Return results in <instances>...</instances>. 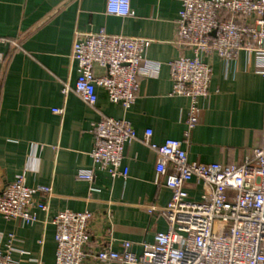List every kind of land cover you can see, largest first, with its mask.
<instances>
[{
	"label": "crops",
	"instance_id": "0c3cea01",
	"mask_svg": "<svg viewBox=\"0 0 264 264\" xmlns=\"http://www.w3.org/2000/svg\"><path fill=\"white\" fill-rule=\"evenodd\" d=\"M182 7L183 0H131L134 15L122 17L107 13V0H0V36L20 45H0L5 55L0 63V192L19 176L29 187L53 191L49 211H37L32 224L0 215V251L14 237L17 264H56L52 220L60 211L92 214L91 255L105 245L120 251L125 241L141 255L145 244L168 230L165 214L150 209L166 207L172 191L155 182L157 153L144 143V134L152 130V141L162 144L183 140L187 129L190 100L172 94L170 68L181 55L193 56L179 43ZM100 32L152 41L144 53L152 68L139 77L137 98L128 110L111 102L103 87L96 89L95 105L72 91L78 78L74 39ZM201 57L212 68L209 94L198 100L199 124L184 147L190 161L239 165L262 144L264 75L247 51L229 60L215 52ZM106 73L94 66L96 76ZM65 85L71 87L66 95ZM105 118L128 120L136 131L125 147L126 178L110 177L91 157L93 125ZM91 170L92 182L78 175ZM189 194L200 200L202 185L193 181ZM85 264L121 263L89 256Z\"/></svg>",
	"mask_w": 264,
	"mask_h": 264
},
{
	"label": "built area",
	"instance_id": "2783aa9c",
	"mask_svg": "<svg viewBox=\"0 0 264 264\" xmlns=\"http://www.w3.org/2000/svg\"><path fill=\"white\" fill-rule=\"evenodd\" d=\"M107 13L134 15L131 0H107ZM242 19L245 25L238 23ZM179 43L189 47L193 56L181 55L170 63L172 94L190 100L187 129L183 140L152 141L153 131L144 134V143L156 151V184L171 189L168 205L150 212H163L168 230L159 232L152 244H145L141 255L125 241L120 251L103 246L92 255L89 212L60 211L53 218L56 227V264H85L89 256L99 262L121 264H264V120L262 144L239 165L190 161L184 145L189 144L199 124L198 100L207 97L212 68L201 55L215 52L231 59L239 51L255 56L256 69L264 75V0H183L179 14ZM151 40L108 35L104 32L76 35L73 59L78 78L72 91L89 105L97 103V87L106 89L109 100L128 110L135 103L139 77L151 70L144 57ZM0 45H20L0 36ZM5 60L0 52V63ZM106 68L103 76L94 66ZM71 91L65 85L62 92ZM63 114L64 109H54ZM95 146L91 157L95 165L112 178L128 176L123 168L127 144L137 134L128 120L105 118L93 125ZM80 178L92 182L93 171H80ZM202 185L200 200H193L189 187ZM52 189L29 187L19 176L0 192V215L24 224L37 221V211H49ZM43 195L45 200L39 198ZM14 237L0 251V264H17L13 259Z\"/></svg>",
	"mask_w": 264,
	"mask_h": 264
}]
</instances>
